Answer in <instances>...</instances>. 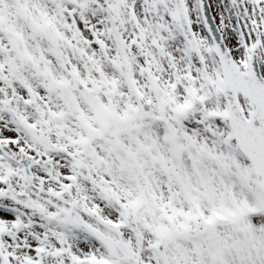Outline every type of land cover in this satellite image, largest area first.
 Wrapping results in <instances>:
<instances>
[{"label":"snow or ice","instance_id":"1","mask_svg":"<svg viewBox=\"0 0 264 264\" xmlns=\"http://www.w3.org/2000/svg\"><path fill=\"white\" fill-rule=\"evenodd\" d=\"M0 264H264V0H0Z\"/></svg>","mask_w":264,"mask_h":264}]
</instances>
